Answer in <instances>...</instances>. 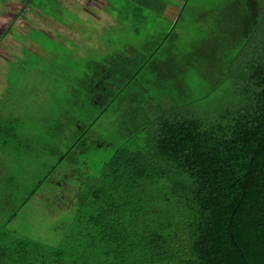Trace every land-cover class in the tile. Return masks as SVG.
I'll return each mask as SVG.
<instances>
[{
  "label": "trees",
  "instance_id": "obj_1",
  "mask_svg": "<svg viewBox=\"0 0 264 264\" xmlns=\"http://www.w3.org/2000/svg\"><path fill=\"white\" fill-rule=\"evenodd\" d=\"M139 1H124L120 20ZM187 4L180 2L178 22ZM223 4V18L205 26L189 50L176 24L159 36L150 32L130 55L87 62L91 72L78 84L93 118H70L59 128L74 141L45 181L74 159L76 143L81 158L108 147L85 136L112 106L121 143L97 177L80 183L64 234L50 243L0 234V264H264V0ZM132 15L136 32L141 17L135 8ZM227 63L236 83L229 103L184 115L196 101L186 79L196 73L214 92L229 76ZM16 214L0 229L11 233Z\"/></svg>",
  "mask_w": 264,
  "mask_h": 264
},
{
  "label": "rangeland",
  "instance_id": "obj_2",
  "mask_svg": "<svg viewBox=\"0 0 264 264\" xmlns=\"http://www.w3.org/2000/svg\"><path fill=\"white\" fill-rule=\"evenodd\" d=\"M104 1L113 4L116 10L101 8L100 16L85 15L84 22L79 16L72 18L74 20L77 17L76 23L83 31V37L80 31L78 43L69 39L75 40L77 37V32L71 30L66 35L69 38L54 36L51 39L41 25H37V28L26 26L16 29V25L8 27L9 23L0 24V41L14 42L13 45L4 42L0 44V84L4 85V92L0 90V145L3 146H0V152L3 151L0 160V226L7 223L13 213H17L8 225L9 229L15 230H7L12 234L0 229L4 232L0 234L5 240L25 237L50 243L64 234L75 218L71 205L76 206L80 183L89 176L97 177L102 165L114 155L121 143L118 111L112 106L99 121L89 126L90 132L85 136L91 142H107L108 147L102 144L94 150L91 147L90 152L81 158L77 155L80 143H76L73 146L74 159H65L45 181L52 167L60 163L59 154L74 141V137H67L68 134L60 132L59 128L65 127L71 116L86 123L93 118L84 109H88L89 105L85 99L87 92L84 86L78 84L91 72L87 62H101L112 54L123 52L126 45L140 47L150 36L142 32L140 26L135 32L133 21L136 20L126 27V22L120 20L126 0ZM35 2V13L40 4L49 7L46 8L48 13L53 5L52 13L56 23H65L62 14L66 12H62L55 1L53 4L51 0ZM84 3L92 5L91 0H83L80 6L83 7ZM93 3L100 6L98 0H93ZM222 6H225L223 0H188L176 29L183 49L195 43L199 35L204 36L205 26H212V21L217 25L214 21L223 16ZM70 11L67 14L71 16L74 13ZM175 13L169 7L163 18L168 20ZM108 14L116 20L117 27H110L98 37L92 35V28L98 30ZM146 19L150 22L147 23L149 32L158 33V36L171 27L169 23L162 24L156 14ZM207 28L205 37L208 38L212 30ZM26 35L45 51L38 53L31 50ZM94 36L99 41L97 50L90 54L88 51V55H84L83 46L87 48V41ZM227 66L228 63L224 69H227L229 76L214 92L203 85L196 73L186 79L187 94L196 101L184 108V115L215 112L229 103L236 83L233 79L234 68L228 69ZM236 67L238 69V63ZM161 101H166L164 96ZM33 191L36 193L32 195Z\"/></svg>",
  "mask_w": 264,
  "mask_h": 264
},
{
  "label": "crops",
  "instance_id": "obj_3",
  "mask_svg": "<svg viewBox=\"0 0 264 264\" xmlns=\"http://www.w3.org/2000/svg\"><path fill=\"white\" fill-rule=\"evenodd\" d=\"M52 4L53 1L56 2V5L59 4V8L61 9L62 12H66L62 14V17L64 18L65 23H63V25L60 24L58 25L56 22L57 20L54 19L53 17V13H52V6L50 8L51 12L48 13L46 8H49L48 6H46L45 4H40L36 10V13L34 12V8L36 6V2L35 0H0L1 4H0V24H5L9 23L8 27H11L12 25L15 26V28L17 29V27H30L33 28L34 26L37 25H41V27H43L45 33L47 34V36H49L51 39H53V37H67V33L68 31H72V32H77V37L76 39H71L74 43H78L79 41V36H80V31H81V27L76 23L77 17L79 16L80 20H82L83 22L85 21V15H92V14H97V17L100 16L101 14V8H106L108 7L110 11H115V6L113 4H107L104 0H98L100 2V6L94 5L93 0H91V4L89 3H84L83 7L80 6V3L83 2V0H51ZM105 4H103V3ZM167 4H166V3ZM181 0L179 1H170V0H163V2H152L150 4V2H148V0H140L139 2H135V3H130V7L128 11H131L129 13H127L125 15L124 21L121 20L122 22H126L125 27L127 26V24L129 23L131 26V22L132 20V11L133 8H135L136 14L139 15L141 17L140 21L141 25L139 26H146V29L144 30V32H146L147 35H149V31L150 29H148V22L147 20L142 19V16H145L147 18V16L153 15L151 13V10L153 9V12L156 14V16L158 17L159 21L162 22V24L164 23H169L170 25H176L178 24V14H179V4H180ZM151 6H150V5ZM86 6V7H85ZM93 7V8H90ZM152 7V9L149 8ZM168 6V7H167ZM171 7L172 11L176 12L173 16H170L168 18V20L166 18H163V15H165V11ZM223 9V6L221 7V10ZM71 10V11H70ZM74 13L71 16L69 14H67L68 12ZM157 11V12H156ZM178 12V13H177ZM68 15V16H67ZM160 15H162V17L160 18ZM74 16H77L74 20L72 18H74ZM104 21L101 22V24L99 25L100 28L98 30H95L92 28V35H96L98 37V35H101L102 32H105L107 29H109L110 27H117V22L115 19H113L112 17L109 16V14L107 16L104 17ZM222 17H219V19H222ZM58 19V18H56ZM214 22L218 23L217 20H215ZM211 23V22H210ZM19 24V25H18ZM110 24V25H109ZM144 24V25H143ZM109 25V26H108ZM102 28H105L104 30H102ZM177 32V30H176ZM1 33V32H0ZM82 37H83V31H81ZM178 34V32H177ZM58 35V36H57ZM93 37L92 40L87 41V48H85L83 46V49H85V53L84 55H88V51L89 54L92 52H95L98 48L99 45V41L97 39H95V37ZM91 37V36H90ZM4 40V39H3ZM2 42L4 43H9L8 45H13L14 42H7L6 40L4 41H0V44H2ZM26 42L29 44V48L31 50H34L35 52L38 53H42L45 51V49L43 47L40 46L39 43H36L35 41H31L27 38L26 35ZM85 42V41H83ZM129 47V48H128ZM1 48V45H0ZM133 47L126 45L124 48V51L122 53L126 54V55H130L132 52ZM74 89H76L74 87ZM0 90L2 92H4V85L0 84ZM166 106L169 105V102L166 100L165 101ZM72 120H76V117H70ZM69 120L67 119V124H68ZM63 128V127H62ZM70 132V130L68 131V133ZM1 147H3L2 145H0ZM3 154V151L0 152V160L2 159L1 156ZM16 217V216H15ZM14 217V218H15ZM11 218V216H10ZM9 218V220H10ZM13 218V220H14ZM11 220V221H13ZM9 225V224H8ZM13 230V229H12ZM15 231V230H13Z\"/></svg>",
  "mask_w": 264,
  "mask_h": 264
}]
</instances>
